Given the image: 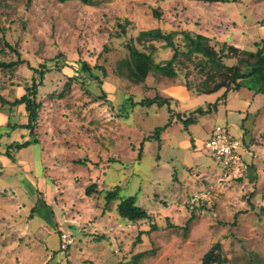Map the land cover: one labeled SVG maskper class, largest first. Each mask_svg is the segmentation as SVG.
I'll list each match as a JSON object with an SVG mask.
<instances>
[{"label": "rangeland", "instance_id": "1", "mask_svg": "<svg viewBox=\"0 0 264 264\" xmlns=\"http://www.w3.org/2000/svg\"><path fill=\"white\" fill-rule=\"evenodd\" d=\"M154 7L161 18L153 16ZM122 16L142 28H186L248 50L264 47V0H0V38L26 60L14 72L0 70L2 97L12 101L21 95L33 74L29 65L51 68L38 90V142L14 146L31 140L27 128L11 125L26 121L23 106H0V264H134L131 257L140 250L146 253L137 264H200L216 241L223 264L264 262V162L255 159L252 178L243 164L225 173L203 146L217 125L240 140L259 138L264 103L258 114L244 118L220 107V100L216 111L198 115L191 132L173 120L153 137L170 118L167 104L131 100L159 93L168 83L196 85L201 71L187 62L176 79L150 72L147 88L119 76L115 57L124 54L123 42L112 40L115 51L105 63L102 47L110 24ZM157 45L155 57L162 60L169 51ZM12 58L8 50L0 54V59ZM82 60L91 72L81 71L67 86L66 77L76 74ZM100 63L105 75L93 67ZM241 83L264 91L254 77ZM243 95V90L232 92L229 103L238 102L245 111L249 102ZM205 103L181 107L171 99L169 105L188 112ZM92 181L101 194L116 185L121 196L135 195L152 216L132 224L112 205L102 212L103 196L84 193ZM150 221L155 230L148 231ZM57 232L70 234L68 248L59 249ZM99 235L103 239L94 238Z\"/></svg>", "mask_w": 264, "mask_h": 264}, {"label": "trees", "instance_id": "2", "mask_svg": "<svg viewBox=\"0 0 264 264\" xmlns=\"http://www.w3.org/2000/svg\"><path fill=\"white\" fill-rule=\"evenodd\" d=\"M64 2L67 0H58ZM85 4H90L92 0H79ZM204 2H218L224 0H202ZM152 14L156 18H161L159 8H152ZM135 30V33L133 31ZM0 32L4 33L3 26H0ZM108 40L104 43L102 51L103 63L114 54V45L112 40L119 39L122 43V51L124 54L115 57V71L119 76H122L130 81L131 84L140 85L141 88H147V76L150 72L165 76L170 79H176L179 76L180 68L185 67L187 62H192L201 71V79L198 84L192 85L189 82L181 84L188 91L190 96L201 94H211L222 89V93L213 102H206L204 106H198L190 111H174L169 103L171 97L155 93L152 96H144L139 100H131V103H139L141 105H150L152 103L167 104L170 112L169 120L163 125L156 127L153 137L158 138L173 120L183 122V129L187 131L188 126L197 121L198 115L211 113L216 111L220 100H223L228 91L237 90L241 87L240 81L251 76L257 75L259 80L264 81V47L258 46L256 49L248 50L225 40H217L212 36L197 33L186 28L165 29L162 25H157L152 28H142L135 20L128 16H122L110 24L107 31ZM127 39V40H126ZM2 46L0 54L6 53V50L12 52L15 58L0 59V70H14L24 64L26 60L21 56L16 46L8 43L4 38H0ZM120 42V43H121ZM157 43L168 49L169 54L162 60H157L155 54L158 50ZM261 43V42H260ZM262 43L263 40H262ZM120 53V51H118ZM78 68L76 74L68 75L67 86L71 81L78 79L81 71L91 72V66L85 60L77 62ZM96 67L104 75L106 74L104 65L97 64ZM33 74L29 81L25 80L23 92L12 101H8L0 94V106L9 103L13 106H23L26 122H13V128L20 126L28 129L31 140H26L17 143L14 146L22 147L29 142H38L36 134V125L39 117V110L42 107V99L38 97L39 86L42 84L45 74L51 71V68L46 63H40L38 66H31ZM183 76H185L183 74ZM96 78V76H94ZM101 81V79H98ZM186 80V79H183ZM159 92V91H158ZM128 99L130 97H127ZM10 107H8V110ZM141 149L138 151L137 158L140 157ZM101 190L96 181L89 182L85 188L86 195H96L98 198L102 195L104 200L103 209L109 210V206L114 205L116 213L129 220L132 223L142 220H149L152 212H148L144 207L136 203L135 195H123L119 193L118 186L105 190L101 194ZM192 215L187 219V224L184 229L188 228V222L192 220ZM174 226V224H170ZM156 224L149 222L148 231L155 230ZM103 235L95 236L94 238L103 239ZM140 238L136 237L135 241ZM137 243V242H136ZM69 244L66 248H68ZM121 246V242H118ZM65 248V249H66ZM60 249V247H59ZM221 242H214L201 256L200 264H223L225 258L222 256ZM145 250H140L134 253L131 261L137 264L138 258L145 254ZM109 264H126V262H114ZM258 264H264L260 262Z\"/></svg>", "mask_w": 264, "mask_h": 264}, {"label": "crops", "instance_id": "3", "mask_svg": "<svg viewBox=\"0 0 264 264\" xmlns=\"http://www.w3.org/2000/svg\"><path fill=\"white\" fill-rule=\"evenodd\" d=\"M251 77L256 78V80H258L259 82H263L262 85L264 86V81L259 80V77L257 75H254V76H251ZM241 81H240V83H241ZM243 85H245V84H242L241 83V87L239 89L233 90V91L232 90L231 91H228L227 94H226V96H225V98L223 99V103L220 105V107L223 106L226 111L237 112V114L239 116H243L245 118L250 113H253L255 110H256V114H258L260 112L262 103H264V97H262L264 95L263 94L264 91L262 90L261 87H258L257 89H252L254 87L251 88L249 86L250 88L247 89V88H243ZM162 87L158 88L159 93L161 95L171 97L172 100H174V101L177 102V106H181V107H182V105H181L182 103H187V102L194 103V102H196L198 100L199 101H206V102H213L222 93V92L220 93V91H218V92L211 93V94H204V95H207V96H204V97L199 96V95L190 96L189 93H188V91L186 90V88L183 85H181V84H169L168 83L167 86H165V87L162 86ZM242 90L244 91V95L243 96H245V98H247L248 99V102H249L247 104V108H246L245 111L239 109L238 102H235L234 105L233 104L231 105L229 103L231 93L234 92V91L239 92V91H242ZM259 97H262V98H260L257 101V103H255V100L257 98H259ZM185 110H186L185 107H183L182 110H178V111L183 112ZM262 111H264V109ZM261 118L263 119L262 120V123H263L262 130L263 131L259 132V134H258L259 135V138L255 137V136H249L248 139H246V137L243 136V137H241V140H240V139H238V137H235L232 134L235 138H237L238 140H240V142L242 144V149H241L242 162H243V165H245V173L250 178L254 177V175H255V171L253 169V168H255V159H259V160H262L264 162V112L262 113ZM24 122H26V121L25 120L24 121H21V123H24ZM190 125L188 126L189 132H191L190 131ZM243 154H246V156H247V158H246L247 162H246V160L243 159ZM103 207H104V203H103ZM113 209H114V205L112 204V210ZM105 210H107V209H103L102 212L105 211ZM1 222L5 223V220L3 219ZM130 223H132V222H130ZM136 223H138V222H136ZM56 224H58V223L54 221V227L53 228H56V230H57L58 227H56ZM132 224H134V223H132ZM57 233H58L59 244H60V234H61V232L60 233L57 232ZM119 241L120 240H118V242ZM53 255H54V252L51 253V256H53Z\"/></svg>", "mask_w": 264, "mask_h": 264}, {"label": "built area", "instance_id": "4", "mask_svg": "<svg viewBox=\"0 0 264 264\" xmlns=\"http://www.w3.org/2000/svg\"><path fill=\"white\" fill-rule=\"evenodd\" d=\"M203 146L207 154L223 168L225 173L243 164L242 144L240 140L229 133L228 128L225 126H214L205 139ZM191 201L193 202V198ZM68 244H70L69 234L61 232L59 247L65 249Z\"/></svg>", "mask_w": 264, "mask_h": 264}]
</instances>
